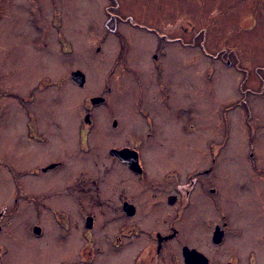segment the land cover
<instances>
[{
	"label": "flooded vegetation",
	"instance_id": "af4514ba",
	"mask_svg": "<svg viewBox=\"0 0 264 264\" xmlns=\"http://www.w3.org/2000/svg\"><path fill=\"white\" fill-rule=\"evenodd\" d=\"M49 27L59 28V24L48 25L47 34ZM129 53L119 56L115 64L122 61V71L134 74L140 92L149 85L158 92L154 103H130L143 128H122L119 119L109 114L101 121L110 128L94 129L102 141L94 149L90 135L94 119L99 120L96 108L109 103H88L85 125L79 118L74 153L66 145V138L74 137L69 129L74 118L63 108L59 111L58 104L42 106L35 99L29 103L53 83L52 77L44 74L23 96L18 90L25 83L10 80L6 73L7 93L17 96L12 100L18 102L4 103L9 117L0 146V171L6 173L3 182L12 186L0 181V264H264L260 146L248 134L244 163L230 165L224 159L229 148L221 147L213 149L214 164L209 166L192 170L172 166V150L160 141L168 106L164 54L153 52L147 58L150 73L141 78L128 65ZM73 71L69 79L76 84ZM86 115L90 122L85 121ZM60 126L63 143H54ZM121 130L130 134L118 142ZM73 159L90 163L80 171L82 177L58 178L71 168ZM26 180H35L38 188L26 190ZM2 187L7 190L1 191ZM21 210H29L41 221L23 224L18 217ZM58 244L69 246V253L53 255L61 247Z\"/></svg>",
	"mask_w": 264,
	"mask_h": 264
},
{
	"label": "rangeland",
	"instance_id": "374dc122",
	"mask_svg": "<svg viewBox=\"0 0 264 264\" xmlns=\"http://www.w3.org/2000/svg\"><path fill=\"white\" fill-rule=\"evenodd\" d=\"M56 24L59 28L49 27L47 34V26ZM35 39L38 43L33 44ZM128 51V65L141 78L150 73L147 58L153 52L164 54L168 106L160 141L172 150V166H209L214 164L213 149L221 147L229 148L224 159L230 165L244 163L248 134L264 158V0H0V146L9 117L4 103L18 102L5 88L7 72L10 80L25 83L18 90L23 96L44 74L52 77L53 83L29 103L58 104L59 111L63 108L74 118L69 126L74 137L65 143L70 153L77 152L76 129L80 117L84 123L92 97L103 96V103H109L96 108L99 120L94 119L90 135L94 149L102 142L94 129L110 128L103 122L109 114L122 128L142 129L130 103H154L158 92L153 85L140 92L134 74L122 71V61L115 64ZM76 69L88 78L83 88L69 79ZM61 129H56L54 143L62 142ZM126 133L120 131L118 142ZM72 161L58 178L82 177L80 171L90 165ZM4 174L0 171L1 183L12 186L3 182ZM24 183L32 192L39 186L35 180ZM31 213L21 210L18 217L27 225L41 221ZM69 249L61 246L53 255Z\"/></svg>",
	"mask_w": 264,
	"mask_h": 264
},
{
	"label": "water",
	"instance_id": "95a60500",
	"mask_svg": "<svg viewBox=\"0 0 264 264\" xmlns=\"http://www.w3.org/2000/svg\"><path fill=\"white\" fill-rule=\"evenodd\" d=\"M72 79L80 87H83L86 83V75L81 70L73 71L72 72ZM90 101L92 104H98V103H103L105 101V98L103 96H95V97H92L90 99ZM85 121L90 122V116L89 115H86ZM135 168H136V166H135Z\"/></svg>",
	"mask_w": 264,
	"mask_h": 264
},
{
	"label": "bare ground",
	"instance_id": "6f19581e",
	"mask_svg": "<svg viewBox=\"0 0 264 264\" xmlns=\"http://www.w3.org/2000/svg\"><path fill=\"white\" fill-rule=\"evenodd\" d=\"M104 98H105V97H104ZM70 99H72V98H70ZM105 101H106V98H105ZM105 101H104V102H105ZM90 102H91V101H90ZM72 124H73V123H72ZM6 190H7L6 187H2V188H1V191H6Z\"/></svg>",
	"mask_w": 264,
	"mask_h": 264
},
{
	"label": "trees",
	"instance_id": "16d2710c",
	"mask_svg": "<svg viewBox=\"0 0 264 264\" xmlns=\"http://www.w3.org/2000/svg\"><path fill=\"white\" fill-rule=\"evenodd\" d=\"M109 20L108 21H110V20H112V18H113V15L112 14H110V16H109ZM153 29V28H152ZM153 31V30H152ZM155 32V31H154ZM244 94H246V91H245V93Z\"/></svg>",
	"mask_w": 264,
	"mask_h": 264
}]
</instances>
